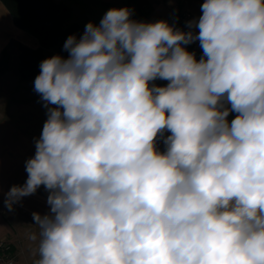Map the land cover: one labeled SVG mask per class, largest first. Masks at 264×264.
<instances>
[{
    "label": "clouds",
    "instance_id": "1",
    "mask_svg": "<svg viewBox=\"0 0 264 264\" xmlns=\"http://www.w3.org/2000/svg\"><path fill=\"white\" fill-rule=\"evenodd\" d=\"M200 12L112 8L41 61L47 119L4 201L48 192L36 264H264V0Z\"/></svg>",
    "mask_w": 264,
    "mask_h": 264
},
{
    "label": "crops",
    "instance_id": "2",
    "mask_svg": "<svg viewBox=\"0 0 264 264\" xmlns=\"http://www.w3.org/2000/svg\"><path fill=\"white\" fill-rule=\"evenodd\" d=\"M60 4L83 8L87 6L93 13L104 12L103 7L129 8L134 14V20L146 23H154L163 20L168 14L178 9H188L194 18L201 15L200 8L203 0H54ZM138 7V12L134 9ZM146 11L145 15H139V11ZM138 15V16H137ZM138 18H137V17ZM96 21L102 18L93 14ZM193 18V19H194ZM19 31V32H18ZM24 29L18 27L10 10L0 0V52L10 40L18 38ZM26 31V30H25ZM36 45H40L36 38ZM36 46V47H37ZM15 121L6 119L0 120V238L10 239L17 247L19 256L16 264L30 262L31 258H39L38 243L39 238L29 243L32 231L31 225L26 226V220L32 219V213L37 212L41 215L49 211L46 203L47 196L41 191V187L34 195L22 198L14 204L13 210L9 211L4 201L6 194L13 185H23L27 179L25 162L35 154V142L32 137ZM170 135V133H167ZM44 201V202H42ZM22 222V223H21ZM40 232V231H39ZM26 246L28 248H26ZM30 247H32L30 249ZM32 262V260H31Z\"/></svg>",
    "mask_w": 264,
    "mask_h": 264
},
{
    "label": "rangeland",
    "instance_id": "3",
    "mask_svg": "<svg viewBox=\"0 0 264 264\" xmlns=\"http://www.w3.org/2000/svg\"><path fill=\"white\" fill-rule=\"evenodd\" d=\"M68 6L69 10L65 13L66 24L77 21L82 24L94 22L98 25L100 22L99 15L101 17L104 16L103 12H95L94 10H92L93 13L91 14V11L87 6H83V8H75L70 5ZM103 9L105 13L108 11V8L106 7H103ZM134 9L138 12V7H134ZM94 13L98 16L99 21H96L97 18L93 17ZM130 18L134 20L135 17L133 13ZM35 37L36 36H34L31 32L24 30L18 35V38L10 40L6 45L11 53L9 68L2 73L0 72V120L6 119L9 121H15L19 124L18 126H21L32 137L34 142L35 139L39 138L42 132L44 122L47 119V110L40 101L39 94L34 91V80L36 77L31 80L21 79L19 73V54L21 51V45L28 46L33 49H40L41 45H36L37 41ZM43 51L45 50L43 49ZM49 52H51L52 55H57L54 50L50 49ZM152 83L159 86H166L168 81L157 79ZM234 115V113L230 114L229 119L234 118ZM165 135L168 134L165 133ZM157 147L161 151H164L165 146L163 144V140L158 142ZM41 191L48 196V192L45 191L43 186H41ZM24 223H26V226L31 225V235L36 234L37 238H39L40 229L37 225H34L33 217L29 221L26 220ZM29 243L35 244L30 237ZM26 248L28 247L26 246ZM31 248L32 247H30V249ZM31 260L28 263L23 261V263L21 262L20 264H36V258H31Z\"/></svg>",
    "mask_w": 264,
    "mask_h": 264
},
{
    "label": "trees",
    "instance_id": "4",
    "mask_svg": "<svg viewBox=\"0 0 264 264\" xmlns=\"http://www.w3.org/2000/svg\"><path fill=\"white\" fill-rule=\"evenodd\" d=\"M10 10L15 24L36 36L40 41V49L20 46L19 73L23 80L34 79L40 72V63L52 55L49 50L67 57L63 45L69 35L78 38L83 34L86 24L74 21L66 24L65 13L69 10L66 4L54 0H2ZM146 11L140 10V15ZM43 49L45 51H43ZM11 53L4 47L0 53V72L9 68Z\"/></svg>",
    "mask_w": 264,
    "mask_h": 264
},
{
    "label": "built area",
    "instance_id": "5",
    "mask_svg": "<svg viewBox=\"0 0 264 264\" xmlns=\"http://www.w3.org/2000/svg\"><path fill=\"white\" fill-rule=\"evenodd\" d=\"M194 18L192 12L188 9H178L168 14L163 20L177 28L187 30L186 22ZM190 52H195L197 60L203 55L199 42L186 46ZM18 250L13 241L6 238H0V264H16L18 261Z\"/></svg>",
    "mask_w": 264,
    "mask_h": 264
}]
</instances>
